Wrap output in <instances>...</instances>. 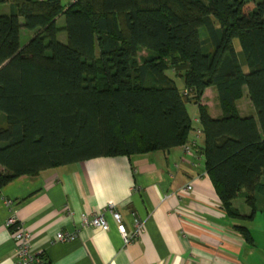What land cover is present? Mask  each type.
Returning <instances> with one entry per match:
<instances>
[{
	"label": "trees",
	"instance_id": "16d2710c",
	"mask_svg": "<svg viewBox=\"0 0 264 264\" xmlns=\"http://www.w3.org/2000/svg\"><path fill=\"white\" fill-rule=\"evenodd\" d=\"M62 1L0 0L10 8L0 13V189L46 168L183 144L193 103L222 209L252 218L255 193L264 199V0ZM142 49L151 54L140 63ZM208 87L217 118L201 101ZM244 89L255 117L236 106ZM242 193L250 216L231 205ZM234 229L252 242L245 225Z\"/></svg>",
	"mask_w": 264,
	"mask_h": 264
},
{
	"label": "crops",
	"instance_id": "0c3cea01",
	"mask_svg": "<svg viewBox=\"0 0 264 264\" xmlns=\"http://www.w3.org/2000/svg\"><path fill=\"white\" fill-rule=\"evenodd\" d=\"M0 5L1 14H8L9 4ZM211 88L205 89L201 101L217 118L221 110L216 91L215 111L206 97ZM195 108L199 126L191 120L185 143L169 150L80 160L3 185L0 264H14L23 242L40 252L45 264H264V245L252 235L251 243L245 241L234 229L237 219L227 217L220 205L200 153L203 134ZM189 183L190 192L178 195ZM108 203L115 204L128 228L134 217L144 223L138 239L124 244L109 216L107 229L81 227L84 214ZM10 215L27 234L26 240L16 239V228L6 226ZM59 231L75 237L53 242Z\"/></svg>",
	"mask_w": 264,
	"mask_h": 264
},
{
	"label": "built area",
	"instance_id": "2783aa9c",
	"mask_svg": "<svg viewBox=\"0 0 264 264\" xmlns=\"http://www.w3.org/2000/svg\"><path fill=\"white\" fill-rule=\"evenodd\" d=\"M192 189L191 184H186L179 190L178 195H181L182 193L190 192ZM9 206L13 205V202H7ZM109 216L112 222L115 223L116 228L118 230V234L121 235L124 244H128L130 242L135 241L138 239L140 234L144 231V223L140 221L138 218H133L131 223V228H128V226L125 224L124 221H122V216L119 213V211L116 209L115 204L108 203L106 204L100 211L98 212H92L90 214H84L82 216L81 220V227L83 228H108L109 222L108 218ZM6 226L16 228L17 234L16 239L18 240H26L25 237H27V234L23 232L21 229V226H19L16 218L12 215H10L6 222ZM53 242H68L74 239V234L66 231H59L56 233V236H54ZM18 253L16 256V261L14 264H45L44 258L40 252L30 250L29 244L22 243L18 247Z\"/></svg>",
	"mask_w": 264,
	"mask_h": 264
},
{
	"label": "rangeland",
	"instance_id": "374dc122",
	"mask_svg": "<svg viewBox=\"0 0 264 264\" xmlns=\"http://www.w3.org/2000/svg\"><path fill=\"white\" fill-rule=\"evenodd\" d=\"M3 10H4L3 5H0V13H2ZM62 22H63V19H60L58 21V25L59 26L62 25ZM199 33H200L202 40L209 38L207 32H205L204 29L200 30ZM29 35H30V31L25 30V29L22 30L20 41L25 42V40L29 37ZM59 37H60V39H62L63 42H65V39H64L65 34L59 35ZM237 43H238V41L234 40L233 44L235 45L236 50L239 51V44H237ZM150 54L151 53L145 49L140 50L138 53L137 61L140 63H143L146 59L149 58ZM243 69L246 70V67H244ZM165 72L167 73L168 76H170L175 81L174 83L176 84V86L180 90H182L183 89V83L181 81V78L177 74H175V72L172 70H168ZM214 90H213V88H211L207 91V94H206L207 95L206 97L209 99L208 100L209 103H211L210 107L212 108L213 111H215L217 108ZM243 93L244 94H243L242 98L239 99L236 106L242 115L255 117V111H254V108L251 105V102L249 100L247 90L244 89ZM195 107H196L195 104L187 103L185 108H187V111L189 112V115L191 117L190 120H192L193 125L195 127H197V126H199V124H198L197 120H195L196 115H197ZM218 111H219V109H218ZM261 195L262 194L260 191H257L255 193V197H256L255 212H254V215H252V218H246L244 220H237L236 222L239 223L240 225H245L247 227V229L249 230V232H251V235L254 238L253 241H255L256 243L264 245V201H263L264 199L261 197ZM245 200H246V196L243 195V193H242L241 196L236 198L233 205H235L237 211L241 215L250 216L252 213V207L249 206L248 204H245Z\"/></svg>",
	"mask_w": 264,
	"mask_h": 264
}]
</instances>
